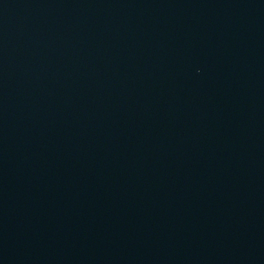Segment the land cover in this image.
Instances as JSON below:
<instances>
[{
	"label": "water",
	"instance_id": "water-1",
	"mask_svg": "<svg viewBox=\"0 0 264 264\" xmlns=\"http://www.w3.org/2000/svg\"><path fill=\"white\" fill-rule=\"evenodd\" d=\"M0 264H264V0H0Z\"/></svg>",
	"mask_w": 264,
	"mask_h": 264
}]
</instances>
